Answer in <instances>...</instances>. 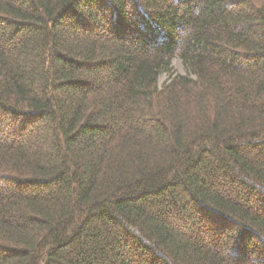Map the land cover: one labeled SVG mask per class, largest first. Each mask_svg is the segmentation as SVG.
Instances as JSON below:
<instances>
[{"label": "trees", "instance_id": "16d2710c", "mask_svg": "<svg viewBox=\"0 0 264 264\" xmlns=\"http://www.w3.org/2000/svg\"><path fill=\"white\" fill-rule=\"evenodd\" d=\"M0 264H264V0H0Z\"/></svg>", "mask_w": 264, "mask_h": 264}, {"label": "rangeland", "instance_id": "374dc122", "mask_svg": "<svg viewBox=\"0 0 264 264\" xmlns=\"http://www.w3.org/2000/svg\"><path fill=\"white\" fill-rule=\"evenodd\" d=\"M172 67H173V71L174 73H179V74H184V70L181 64V61L178 58H174L172 60ZM167 79V75L165 73L161 74L158 77V84L160 85L161 83H163L165 80Z\"/></svg>", "mask_w": 264, "mask_h": 264}]
</instances>
